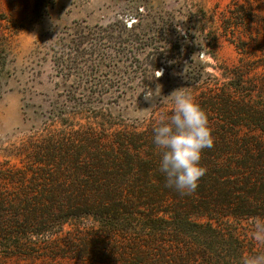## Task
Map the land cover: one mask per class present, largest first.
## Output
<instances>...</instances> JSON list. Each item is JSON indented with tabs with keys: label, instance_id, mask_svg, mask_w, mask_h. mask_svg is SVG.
I'll use <instances>...</instances> for the list:
<instances>
[{
	"label": "rangeland",
	"instance_id": "obj_1",
	"mask_svg": "<svg viewBox=\"0 0 264 264\" xmlns=\"http://www.w3.org/2000/svg\"><path fill=\"white\" fill-rule=\"evenodd\" d=\"M235 3L249 5L253 21L225 35L221 19ZM0 72L1 198L21 196L22 176L38 189L63 181L46 163L48 152L63 164L59 144L153 130L174 108L160 97L180 88L206 110L215 138H263L251 115L264 119V0H0ZM148 89L156 97L146 100ZM226 99L236 113H222ZM224 221L264 254V221ZM78 228L98 224L69 220L50 245L34 238L29 256L0 248V264H101L73 257Z\"/></svg>",
	"mask_w": 264,
	"mask_h": 264
},
{
	"label": "trees",
	"instance_id": "obj_2",
	"mask_svg": "<svg viewBox=\"0 0 264 264\" xmlns=\"http://www.w3.org/2000/svg\"><path fill=\"white\" fill-rule=\"evenodd\" d=\"M234 5L236 10L221 19L225 35L253 21L249 5ZM222 105L223 114L236 113L227 99ZM255 119L252 114L251 126L264 135V119ZM153 135V130L114 136L91 131L77 145H58L63 164L47 152V165L59 170L52 177L59 178L63 169V181L38 189L37 178L28 185L22 176L15 182L22 186L21 196L0 197V248L29 256L34 238L50 245L67 221L92 218L98 230L76 229L81 248L73 257L101 264H243L255 256L254 244L224 220L264 221V137L213 136V146L202 152L204 174L197 188L182 195L164 186ZM69 165L73 176L65 174ZM1 179L14 182L7 175Z\"/></svg>",
	"mask_w": 264,
	"mask_h": 264
},
{
	"label": "clouds",
	"instance_id": "obj_3",
	"mask_svg": "<svg viewBox=\"0 0 264 264\" xmlns=\"http://www.w3.org/2000/svg\"><path fill=\"white\" fill-rule=\"evenodd\" d=\"M161 74L162 70L157 71L155 77ZM155 91L148 89L145 99L156 97ZM168 98L174 108L166 121L153 128V144L159 149L158 171L164 177L165 188L185 195L197 188L204 174L200 165L202 152L213 146L214 137L206 112L190 94L180 88L160 97L162 102ZM243 264H264V254L250 256Z\"/></svg>",
	"mask_w": 264,
	"mask_h": 264
}]
</instances>
